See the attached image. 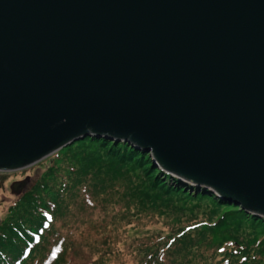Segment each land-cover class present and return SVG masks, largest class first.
Returning <instances> with one entry per match:
<instances>
[{
	"label": "water",
	"instance_id": "95a60500",
	"mask_svg": "<svg viewBox=\"0 0 264 264\" xmlns=\"http://www.w3.org/2000/svg\"><path fill=\"white\" fill-rule=\"evenodd\" d=\"M87 135L264 218V0H0V171Z\"/></svg>",
	"mask_w": 264,
	"mask_h": 264
},
{
	"label": "trees",
	"instance_id": "16d2710c",
	"mask_svg": "<svg viewBox=\"0 0 264 264\" xmlns=\"http://www.w3.org/2000/svg\"><path fill=\"white\" fill-rule=\"evenodd\" d=\"M77 140L78 145L88 142L99 147L110 160L139 168L145 183L127 180L120 188V178L99 180L93 171L86 177H70L62 170L66 179H61L56 176L59 167L52 164L18 192L0 217V264H73L70 254L74 247L87 254L81 264H264L263 217L169 174L154 165L148 152L127 141L93 135ZM71 143L62 149L73 146ZM99 158L96 154V160ZM102 192L96 203L94 198ZM115 193H120L116 199ZM186 198H207L216 206L226 204V209L217 218L207 212L200 216L194 210L182 217L170 205L176 200L185 203ZM83 203L101 207L104 214L109 210V217L116 220L109 224L91 219ZM55 212L60 216L66 212L68 223L53 221L58 218ZM158 222L156 233L127 234L129 227ZM71 228L82 230L81 240L66 242Z\"/></svg>",
	"mask_w": 264,
	"mask_h": 264
},
{
	"label": "rangeland",
	"instance_id": "374dc122",
	"mask_svg": "<svg viewBox=\"0 0 264 264\" xmlns=\"http://www.w3.org/2000/svg\"><path fill=\"white\" fill-rule=\"evenodd\" d=\"M73 143H71L73 146L66 147L64 149H62L63 147H61L49 153L48 155L43 156L42 158H40L39 160L35 161L34 163L28 166L16 170L2 172L3 174L1 176L3 177L2 180H0V217H2L5 214L7 205L10 204L15 199V197L18 195V192L22 189L23 190L27 189L28 186H30V184L33 182V180L52 164H56L59 167V169L56 171V176L58 178L61 177V179L64 178L66 179V175L63 171H65L70 177H76L78 175L81 177H86L88 176V174L91 173V171H93L95 173V178H98L99 180H103L110 176L120 178L121 180L118 179L119 181L118 184L120 188H124V184H126L127 180L134 181V179H137L140 180V183L142 182L145 183L144 177L142 175V171L139 168L133 167L132 164L128 162L124 164L122 162H116L114 160H110L109 156H106L105 154L107 152L101 151L99 147H92L88 142L79 143L80 145H78L77 143L74 144ZM86 152L88 153V156H86ZM96 154L100 156V158L97 160H96ZM88 161L89 164L86 165ZM107 164H110L113 167H107ZM128 167L132 168V170H130ZM87 171H89V173L86 174ZM21 180L25 181L24 185L19 190H13L12 186L14 182H18ZM103 195L104 194L102 192L101 195H98L97 197L94 198V201L98 203L101 200V196ZM119 195L120 193L117 194L115 193V199ZM122 200L126 201L125 199ZM185 201H186L185 203L179 200L172 201L171 204L173 205H170L172 206V208L179 209L181 211L182 217L189 215L188 213H192V211L194 210V212H197V214H199L200 216L204 217V212H207L210 214V216L212 215L213 218H217V216L220 215L222 211H224V209H226L225 206L226 204L222 203L221 206H216L207 198H199V199L186 198ZM228 202L230 201H226V203ZM232 204H234V202H232ZM83 207L85 211H90L91 219L96 220L100 218L105 222H108L109 224H111V222L116 220V218L109 217V210L104 214L103 209L101 207L95 205L88 206L85 203H83ZM211 207L216 209L212 210ZM55 214L58 218L55 220L53 219V221H56V223H59L60 221L68 223V220L66 218L67 215L66 212L61 216L56 212ZM81 217L85 218V216L80 214V218ZM159 221H161V219ZM71 223L74 224L73 221ZM159 224L160 222L151 225L148 224L147 226L139 225L137 227H129L126 230H127V234H129L130 232L131 235L134 232L139 234L143 233L145 230H148L149 232L152 233H156L158 232ZM62 227H64V225ZM135 228L137 229L134 231L133 229ZM65 231L66 230L62 228V232ZM71 231H72L71 235L67 234L65 238L66 242L70 238H73L74 240H81L82 235L80 234V232L82 230H78V229L73 230V228H71ZM70 257L73 264H81V261L87 257V254L84 251V249L74 247L71 250Z\"/></svg>",
	"mask_w": 264,
	"mask_h": 264
},
{
	"label": "bare ground",
	"instance_id": "6f19581e",
	"mask_svg": "<svg viewBox=\"0 0 264 264\" xmlns=\"http://www.w3.org/2000/svg\"><path fill=\"white\" fill-rule=\"evenodd\" d=\"M124 141V140H123ZM186 183V182H185Z\"/></svg>",
	"mask_w": 264,
	"mask_h": 264
}]
</instances>
